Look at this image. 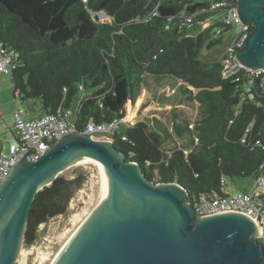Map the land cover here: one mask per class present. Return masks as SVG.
I'll list each match as a JSON object with an SVG mask.
<instances>
[{"label":"trees","instance_id":"obj_1","mask_svg":"<svg viewBox=\"0 0 264 264\" xmlns=\"http://www.w3.org/2000/svg\"><path fill=\"white\" fill-rule=\"evenodd\" d=\"M157 2L0 0V48L14 55L7 72L14 99L38 100L41 116L71 108L78 92L87 91L75 117L80 131L88 121L124 116L126 103L136 101L144 83L168 86L173 94L160 102L173 105L170 129L157 119L141 120L112 133L113 146L136 161L147 179L178 183L189 196L218 190L225 177L255 178L264 168L263 108L241 101L238 82L224 77L213 56L219 39L209 40L203 54L210 35L196 24L203 15L195 16L193 26L178 18L179 11L193 12L202 3L161 0L158 14L143 20ZM100 11L112 21L95 22L92 13ZM182 108L194 110V118ZM251 118L248 139L261 141L254 147L240 141ZM84 180L82 173L59 175L35 194L25 245L40 224L66 212Z\"/></svg>","mask_w":264,"mask_h":264},{"label":"water","instance_id":"obj_2","mask_svg":"<svg viewBox=\"0 0 264 264\" xmlns=\"http://www.w3.org/2000/svg\"><path fill=\"white\" fill-rule=\"evenodd\" d=\"M233 1V0H229ZM252 31L237 61L264 65V0H235ZM100 12L92 18L99 22ZM108 133L79 130L56 140L36 160L25 154L0 184V264H15L35 194L79 160L102 171L96 206L63 242L49 264H264L260 227L235 211L195 217L186 189L149 180Z\"/></svg>","mask_w":264,"mask_h":264},{"label":"built area","instance_id":"obj_3","mask_svg":"<svg viewBox=\"0 0 264 264\" xmlns=\"http://www.w3.org/2000/svg\"><path fill=\"white\" fill-rule=\"evenodd\" d=\"M160 2L161 0H158L154 9L143 20L150 19L158 14L157 7ZM196 2L197 0H188L186 5L193 6ZM199 2L202 5L195 8L193 12L179 11L177 13L178 18H182L188 26H193L195 16L203 15V18L198 19L196 24L201 30L209 29L210 31V28H214L213 37L221 42L217 57L222 65L224 77L232 78L233 81L238 82L241 101H249L259 105L264 112V65L262 68L252 70L240 64L235 57L236 53L244 47L252 31V25H245L239 20L235 0H199ZM13 56L12 51L0 48V72L9 71ZM79 105L80 103L78 107ZM78 107L75 111L71 108L58 109L55 112L45 113L29 119L25 118L22 110L16 108L13 125L14 134L8 143L7 150L5 151L3 147L0 149V184L9 176L13 167L24 154L26 160H36L56 140L77 131L75 117ZM71 115H74L72 120L70 119ZM125 117V115L117 117L110 122L88 121L80 131L89 134L94 132L108 133L109 136H104V139L112 141V133L118 128L132 126L126 123ZM254 125L255 119L251 118L240 138L242 143L252 145L251 147L261 145L259 139H253L252 143L248 139ZM125 138L126 136L123 135L122 139ZM168 155L170 156L171 153L168 152ZM220 182L221 185L218 190L203 191L187 196L195 217L227 211L244 214L256 226L260 227V235L257 236V240L262 244L264 253V168L254 178V185L247 192H227L225 179L222 178Z\"/></svg>","mask_w":264,"mask_h":264},{"label":"rangeland","instance_id":"obj_4","mask_svg":"<svg viewBox=\"0 0 264 264\" xmlns=\"http://www.w3.org/2000/svg\"><path fill=\"white\" fill-rule=\"evenodd\" d=\"M111 21L112 19L109 16L104 13L100 14L99 22ZM213 31L214 28H210V35L206 38L203 54L206 53V43L213 39ZM215 53H218V51H215ZM213 56L217 57L218 55L214 54ZM173 91L174 89L168 86L156 89L152 84L144 83L136 101L134 103L127 102L125 105L126 123L133 126L141 120L157 119L170 129L168 121L170 109L173 105L160 101L162 97L172 95ZM88 93L87 91L78 92L71 105L73 111L77 109L82 97ZM16 100L12 94L10 74L1 72L0 102L2 106L0 109L2 112L0 113V144H2L5 151L13 135L15 108L22 110L27 119L32 118L30 114L37 117L40 114L38 100L21 101L20 98ZM178 107L184 106L178 105ZM182 109L194 118V110L188 108ZM73 118L74 115H71L70 119L72 120ZM79 173L85 175V180L70 199L66 212L53 216L47 222L40 224L37 227L35 239L30 245H25L22 242L15 264H49L63 242L72 234L93 207L96 206V203L99 201L100 189L103 186V175L100 167L91 161H80L65 169L60 175L72 178ZM225 181L226 190L231 193L250 191L254 185L253 177H225Z\"/></svg>","mask_w":264,"mask_h":264},{"label":"crops","instance_id":"obj_5","mask_svg":"<svg viewBox=\"0 0 264 264\" xmlns=\"http://www.w3.org/2000/svg\"><path fill=\"white\" fill-rule=\"evenodd\" d=\"M2 106V103L0 102V107ZM1 110V109H0ZM15 110H16V108H15ZM15 110H14V113H15ZM2 112V110L0 111V113ZM1 124V123H0ZM12 133L14 134V128H13V130H12ZM13 136V135H12ZM2 148V144H0V149Z\"/></svg>","mask_w":264,"mask_h":264},{"label":"bare ground","instance_id":"obj_6","mask_svg":"<svg viewBox=\"0 0 264 264\" xmlns=\"http://www.w3.org/2000/svg\"><path fill=\"white\" fill-rule=\"evenodd\" d=\"M80 161H87V162H89L90 160H79L78 162H80ZM91 162H93V161H91ZM101 169V168H100ZM103 182V181H102ZM99 195V194H98ZM100 197V196H99ZM97 201V200H96ZM98 203V202H97ZM96 203V204H97ZM94 208V207H93Z\"/></svg>","mask_w":264,"mask_h":264}]
</instances>
